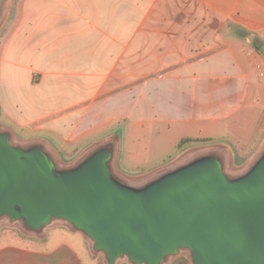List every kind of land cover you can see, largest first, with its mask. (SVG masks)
<instances>
[{
	"label": "crops",
	"instance_id": "0c3cea01",
	"mask_svg": "<svg viewBox=\"0 0 264 264\" xmlns=\"http://www.w3.org/2000/svg\"><path fill=\"white\" fill-rule=\"evenodd\" d=\"M0 34V115L59 154L53 141L76 145L114 120L234 157L256 147L264 55L249 38L264 44V0H18ZM17 237L0 264H100L65 225Z\"/></svg>",
	"mask_w": 264,
	"mask_h": 264
},
{
	"label": "water",
	"instance_id": "95a60500",
	"mask_svg": "<svg viewBox=\"0 0 264 264\" xmlns=\"http://www.w3.org/2000/svg\"><path fill=\"white\" fill-rule=\"evenodd\" d=\"M14 2L0 0V32ZM119 152L112 137L64 163L49 141L0 124V229L42 238L65 225L105 264H264V139L241 169L217 145L134 179Z\"/></svg>",
	"mask_w": 264,
	"mask_h": 264
},
{
	"label": "rangeland",
	"instance_id": "374dc122",
	"mask_svg": "<svg viewBox=\"0 0 264 264\" xmlns=\"http://www.w3.org/2000/svg\"><path fill=\"white\" fill-rule=\"evenodd\" d=\"M14 6L18 5V0H15ZM14 20V17H13ZM0 34V38H1ZM253 42L260 44V51L264 55V44L262 42L253 39ZM256 45V44H255ZM254 45V46H255ZM0 123L12 126L4 120L0 115ZM262 127V126H261ZM20 140H32L30 138L29 131H22L17 127H11ZM115 137L120 144V152L117 159V167L120 173L129 178H144L151 175L153 172L171 165L181 158L186 156L192 151H196L203 148H208L214 145L213 143H207L205 141H193L184 139L178 143L172 142L175 140V135L172 137L168 134V130L158 124H146V125H132L127 120H114L108 125L102 126L96 130V132L85 141L70 145H64L63 149L61 144L57 141L54 142V146L60 150V155L64 163H71L75 161L85 150L90 148L96 143L102 142L109 138ZM264 139V125L258 135L256 149L253 148L246 157H234L233 168L241 169L250 160L251 156L256 152ZM225 147V146H224ZM87 148V149H86ZM229 148V147H227ZM230 149V148H229ZM231 151V149H230ZM234 155V152L231 151ZM146 173V174H145ZM145 174V175H142ZM142 175V176H141ZM57 231V230H53ZM18 229L4 225L0 229V246L10 242L18 241ZM88 245L91 247L90 243ZM88 251V248L87 250ZM189 261L188 255L184 254L175 259L171 264H174L177 260ZM103 256L98 257L97 261L104 263ZM190 262V261H189ZM127 264V263H124ZM191 264V263H190Z\"/></svg>",
	"mask_w": 264,
	"mask_h": 264
},
{
	"label": "trees",
	"instance_id": "16d2710c",
	"mask_svg": "<svg viewBox=\"0 0 264 264\" xmlns=\"http://www.w3.org/2000/svg\"><path fill=\"white\" fill-rule=\"evenodd\" d=\"M255 46L258 49V51H260V46H258V45H255ZM100 264H102V261L100 262ZM174 264H190V262L183 260V259H180V260H177Z\"/></svg>",
	"mask_w": 264,
	"mask_h": 264
}]
</instances>
